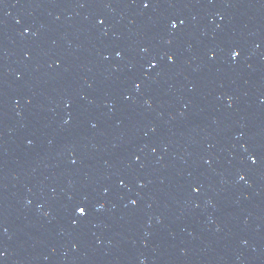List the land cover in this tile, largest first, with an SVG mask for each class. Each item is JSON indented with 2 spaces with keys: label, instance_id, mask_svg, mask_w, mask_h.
<instances>
[{
  "label": "water",
  "instance_id": "obj_1",
  "mask_svg": "<svg viewBox=\"0 0 264 264\" xmlns=\"http://www.w3.org/2000/svg\"><path fill=\"white\" fill-rule=\"evenodd\" d=\"M0 253L264 264V0H0Z\"/></svg>",
  "mask_w": 264,
  "mask_h": 264
},
{
  "label": "snow or ice",
  "instance_id": "obj_2",
  "mask_svg": "<svg viewBox=\"0 0 264 264\" xmlns=\"http://www.w3.org/2000/svg\"><path fill=\"white\" fill-rule=\"evenodd\" d=\"M142 3H143L144 8H148L150 6V4L152 3V0H142ZM101 23H102V21H101ZM183 23H184L183 20H180L179 23H177L176 21H169V27L171 29L175 30L178 28V26L183 25ZM116 55L119 57V56H121V53L117 52ZM238 56H239L238 51H236V50L231 51V57L233 59H236ZM168 60L171 62L173 60V57L169 56ZM148 66H149V68H152V69H155L158 67V63L155 61V58L148 61ZM136 87L139 88V85H136ZM248 159L253 164L256 163L255 157L249 156ZM73 163H75V161H73ZM240 179L243 180L244 177L241 176ZM194 191H195V189H194ZM133 203H135V201H133ZM87 211H88V205L86 203H78L74 206V212L80 218H84L87 214ZM0 255H2V253H0Z\"/></svg>",
  "mask_w": 264,
  "mask_h": 264
}]
</instances>
